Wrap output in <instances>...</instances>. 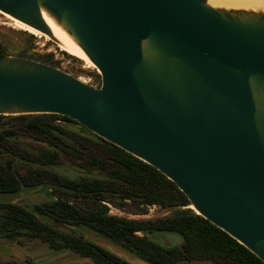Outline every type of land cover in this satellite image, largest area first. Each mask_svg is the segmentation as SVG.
Segmentation results:
<instances>
[{
    "label": "water",
    "instance_id": "water-1",
    "mask_svg": "<svg viewBox=\"0 0 264 264\" xmlns=\"http://www.w3.org/2000/svg\"><path fill=\"white\" fill-rule=\"evenodd\" d=\"M84 52L98 86L42 61L0 56V115L59 114L156 168L191 208L264 264V8L208 0H0ZM44 183L0 191L15 203ZM129 264H154L89 235Z\"/></svg>",
    "mask_w": 264,
    "mask_h": 264
},
{
    "label": "trees",
    "instance_id": "trees-1",
    "mask_svg": "<svg viewBox=\"0 0 264 264\" xmlns=\"http://www.w3.org/2000/svg\"><path fill=\"white\" fill-rule=\"evenodd\" d=\"M23 45L14 55L54 65L52 54L31 51L34 35L22 32ZM11 54L0 42V56ZM100 81V75L97 73ZM18 123L0 130V191L15 190L19 182L47 181V205L0 204V233L39 239L54 251L71 250L94 264H129L87 238L64 232L57 223L86 229L154 264H186L195 259L231 264L263 262L226 232L195 213L187 197L156 168L95 135L77 121L59 114L0 115ZM22 134L32 141L15 143ZM22 161L15 164L14 157ZM61 156L81 173L71 178L51 168ZM78 169V168H77ZM56 198V199H55ZM75 202L71 204L70 202ZM142 210L155 205L170 210L158 221L134 220L111 214L109 205ZM43 219V221H40ZM50 219L51 221H47ZM162 232L179 235L178 245L160 244Z\"/></svg>",
    "mask_w": 264,
    "mask_h": 264
},
{
    "label": "rangeland",
    "instance_id": "rangeland-1",
    "mask_svg": "<svg viewBox=\"0 0 264 264\" xmlns=\"http://www.w3.org/2000/svg\"><path fill=\"white\" fill-rule=\"evenodd\" d=\"M22 32H26L20 29L15 28L9 18L5 14L0 12V42L4 43L11 52V55H14L23 45ZM34 35V34H33ZM34 40L32 41L31 51L38 54H52V60L54 66L66 71L67 73L81 78L84 82L89 83L93 86H98L99 78L97 77V69L93 67H85L83 59L80 57L69 53L65 49H61L54 40L47 38L44 35L38 36L34 35ZM18 123V120L13 118H4L0 119V130L11 127ZM15 143H29L32 140L29 139L26 135H18L15 139ZM72 162L66 158V156H61L59 164L53 166L51 169L58 172L61 175H66L71 178H79L81 175H96V171L91 170V172L81 173L79 167L76 169L72 168ZM47 194L44 188L38 189L33 192L26 193L21 202H43L48 200ZM109 205V204H108ZM139 210L133 205H129L123 209H118L109 205V212L111 214H117L119 216L128 217L134 220H144L149 219L153 222L163 219L165 216L169 215L170 210L160 208L158 206H149L147 209ZM59 229L65 232H69L72 235L87 238L90 240L89 235H94L92 232L86 229L72 230L68 227L63 226L60 223L56 224ZM156 240L160 244L164 245H178L182 239L179 235L171 232H162L159 236L156 237ZM23 242V243H22ZM22 243V244H21ZM21 245H17V242L12 241L11 239L0 238V258L3 261H11L12 259H21L22 257H31L36 260V262H42V264H94L90 259L83 258L77 253H74L71 250L64 251H52L49 246L40 240H34L31 242L20 241ZM30 255V256H27ZM19 257V258H18ZM186 264H231V263H218L213 262L209 259H195L189 261Z\"/></svg>",
    "mask_w": 264,
    "mask_h": 264
},
{
    "label": "bare ground",
    "instance_id": "bare-ground-1",
    "mask_svg": "<svg viewBox=\"0 0 264 264\" xmlns=\"http://www.w3.org/2000/svg\"><path fill=\"white\" fill-rule=\"evenodd\" d=\"M208 2L212 5H218V6H226V7H243V8H257L261 7L264 8V0H208ZM1 12V11H0ZM2 13V12H1ZM4 14V13H3ZM7 18L11 21V24L20 30L30 32L34 35H44L38 30L20 22L17 19H14L13 17L5 14ZM45 20L49 24L53 37L55 38L56 44L61 48L65 49L71 54H74L81 59H83L85 63V67H93L94 65L92 62L88 59V57L84 54V52L73 42V40L57 25L53 23V21L45 16ZM46 36V35H44ZM49 38L48 36H46ZM82 80L81 78H79ZM83 81V80H82ZM85 81V80H84Z\"/></svg>",
    "mask_w": 264,
    "mask_h": 264
},
{
    "label": "flooded vegetation",
    "instance_id": "flooded-vegetation-1",
    "mask_svg": "<svg viewBox=\"0 0 264 264\" xmlns=\"http://www.w3.org/2000/svg\"><path fill=\"white\" fill-rule=\"evenodd\" d=\"M19 161H22V159L19 156H15L14 157L15 164H18ZM38 183H40V182H38ZM42 183H44V185L41 188H44L45 191H46V194H47V181L46 180L45 181H42ZM21 184H31V183H24L23 181H20L19 182V186L16 189H18L21 186ZM35 184H37V183H35ZM48 190L50 191L51 189H48ZM50 197H51V195L48 193V200H49ZM20 200H18L17 202H15L13 205H24V206H28V205H47V201H48V200H46V201L38 202V203H36V202H32L31 203V202H21ZM70 203L71 204H74L75 202L71 201ZM40 221H43V219H40ZM47 221H51V220L50 219H47ZM63 226L67 227L66 224L65 225L63 224ZM70 229H72V230H79L81 228H78V227H75V226L72 225V226H70ZM0 238L10 240V237L7 236V235H5L4 233H0ZM11 240L14 241V242H17V245H21L23 242L20 244V241L31 242V241L39 240V239L27 237L25 235L16 234V235L13 236V238ZM52 251H54V250H52ZM27 256H30V255H27ZM42 262H36V260L34 258H31V257H26V258L25 257L24 258L22 257L21 259H17V260L16 259L15 260L12 259L11 261H3L0 258V264H42Z\"/></svg>",
    "mask_w": 264,
    "mask_h": 264
},
{
    "label": "built area",
    "instance_id": "built-area-1",
    "mask_svg": "<svg viewBox=\"0 0 264 264\" xmlns=\"http://www.w3.org/2000/svg\"><path fill=\"white\" fill-rule=\"evenodd\" d=\"M152 206H155V205H152Z\"/></svg>",
    "mask_w": 264,
    "mask_h": 264
}]
</instances>
